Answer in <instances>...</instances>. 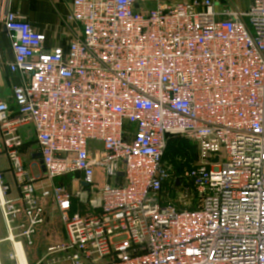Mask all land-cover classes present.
<instances>
[{
  "label": "built area",
  "instance_id": "obj_1",
  "mask_svg": "<svg viewBox=\"0 0 264 264\" xmlns=\"http://www.w3.org/2000/svg\"><path fill=\"white\" fill-rule=\"evenodd\" d=\"M4 1L23 81L0 99L19 193L3 188L9 240L31 246L48 201L68 240L49 249L60 263L264 264V0H73L71 40L52 51ZM26 128L44 172L25 167ZM178 139L194 160L169 161Z\"/></svg>",
  "mask_w": 264,
  "mask_h": 264
},
{
  "label": "crops",
  "instance_id": "obj_2",
  "mask_svg": "<svg viewBox=\"0 0 264 264\" xmlns=\"http://www.w3.org/2000/svg\"><path fill=\"white\" fill-rule=\"evenodd\" d=\"M73 0H5L2 4L3 8L14 13H19L27 19L28 23L37 31L46 35L45 49L52 51L53 48L65 46L71 40L74 32V26H70L67 23V16L69 15L70 6ZM184 2H190L192 0H181ZM201 1V0H200ZM218 3L217 8L223 9L226 7H233L240 5L239 0H216ZM155 4L148 0H139L137 9L144 11L146 9L154 8ZM13 41L10 38L6 28L0 24V99L12 103L13 89L22 84V78L16 73H12L8 64L14 62ZM24 136L27 138V143L30 144L34 141L33 131L30 128H26L23 131ZM27 149V148H25ZM28 152V151H26ZM35 155L30 156L32 166L30 170L34 174L42 172V165H33V162H39ZM169 159V158H168ZM30 163V162H29ZM8 161L6 157L0 154V175L3 176L5 181L9 184V178L7 175L13 176L11 171L8 170ZM100 176V174H98ZM97 175V177H98ZM101 177V176H100ZM13 178V177H12ZM70 185V184H68ZM11 188V187H10ZM71 188L76 190L78 185H72ZM0 190L2 196L0 200L5 199L3 195L2 185L0 184ZM11 193L8 198L14 199L18 194V190L15 186L11 188ZM1 202V201H0ZM1 211V205H0ZM0 212V222L3 224V231L5 233L0 235V263L1 264H14L10 260L9 256L13 253L14 244L9 240L10 231L7 228L3 214ZM50 226L43 227L44 231L36 233L34 239L37 241L35 244L36 252H44L39 258L33 257L30 253V249L26 243H22L24 252L28 260V264H64L60 263L58 255H53L49 252V249L56 247L60 244L62 239L56 237L55 231H50ZM65 232V230H64ZM19 231H14L12 234L17 236ZM66 238V233L63 234ZM57 238V239H56ZM40 240V242H39ZM61 245V244H60ZM42 246L44 250L40 251L38 247ZM34 249V247H33ZM46 253V254H45Z\"/></svg>",
  "mask_w": 264,
  "mask_h": 264
},
{
  "label": "rangeland",
  "instance_id": "obj_3",
  "mask_svg": "<svg viewBox=\"0 0 264 264\" xmlns=\"http://www.w3.org/2000/svg\"><path fill=\"white\" fill-rule=\"evenodd\" d=\"M252 1L253 0H239V3H240V5H238V6H234V4H233V8H235V9H239V10H245L246 8H248V6H250V4L252 3ZM231 2H233V0H231ZM221 10V9H220ZM185 142H187L186 144H187V146H189L190 144H191V142H188V141H185ZM34 142H32V143H30V144H28L27 143V150H28V152L27 153H25V155H24V159H23V161H24V164H25V167H27V169L28 170H30V166H32V161H30V154H31V152L30 151H32L33 150V147H34V144H33ZM169 150V149H168ZM171 155H172V153H171V151L169 150V158L171 157ZM174 157L173 158H171V159H169V160H171V161H173V162H175V161H179V159H181V158H184L185 156L184 155H181V154H174L173 155ZM195 155H193L192 157H194ZM30 162V163H29ZM8 166H9V164H8ZM8 170L10 171V167L8 168ZM2 176V175H1ZM3 177V176H2ZM13 176H10L9 174L7 175V178H9V184L5 181V179L4 178H2V181L0 182V184L2 185V189L6 186V187H11L12 189H14L15 188V186H17V183H16V181H15V179L14 178H12ZM97 181L98 182H101L102 183V178L98 175V177H97ZM62 182H64L66 185H68V184H70L71 182L69 181V180H63ZM72 185H74V186H76V183H74V184H72ZM11 188H10V193H11ZM9 193V194H10ZM9 194L6 196V198L7 199H11V198H8L9 197ZM19 197V193L16 195V197L14 198V199H17ZM89 196H87V195H85V196H83V198H82V203H81V205H80V209L82 208V211H81V213H86L87 211H88V209H87V204H88V200H89ZM41 204H42V206H43V208H44V215H43V218H44V224H42L41 226H39L36 230H37V232H41V231H44V229H43V227H45L46 225H49L50 226V231L51 230H54L55 231V234H56V237H58V238H60V239H62V241L60 242V244H66L67 243V241L68 240H66V238H64V227H63V223H61V221H60V218H59V216H58V214L56 213V211H55V209H54V207H53V205L50 203V202H48V201H42L41 202ZM0 212H2V210L0 211ZM1 214H3V213H1ZM4 217V216H3ZM5 223H6V221H5ZM3 227V224L0 222V235H3L4 233H5V231H3V233H2V228ZM37 239V241L34 239L33 240V244L30 246V245H28V247H29V249H30V253L32 254V256L33 257H36V258H39L40 256H42V254H44V252H36V249H35V244H37V242H38V238H36ZM57 239V238H56ZM17 242H20L19 240H16ZM39 242H40V240H39ZM59 244V245H60ZM33 247H34V249H33ZM38 249L40 250V251H42V250H44V248L42 247V246H40V247H38ZM47 253H49L48 251H47ZM46 254V253H45ZM27 258V257H26ZM27 262H28V260H27Z\"/></svg>",
  "mask_w": 264,
  "mask_h": 264
},
{
  "label": "trees",
  "instance_id": "obj_4",
  "mask_svg": "<svg viewBox=\"0 0 264 264\" xmlns=\"http://www.w3.org/2000/svg\"><path fill=\"white\" fill-rule=\"evenodd\" d=\"M186 143L187 142H185L184 140H179V139L174 141V142H171L170 146H169L170 148H168V149L171 151L172 155L169 158V150H168L167 151V158L171 159L174 157L173 156L174 154H177V155L181 154V155L187 156L189 161L194 160L195 156L194 157H192V156L195 155L194 154L195 148L192 144L187 146ZM169 161H171V160H169Z\"/></svg>",
  "mask_w": 264,
  "mask_h": 264
},
{
  "label": "bare ground",
  "instance_id": "obj_5",
  "mask_svg": "<svg viewBox=\"0 0 264 264\" xmlns=\"http://www.w3.org/2000/svg\"><path fill=\"white\" fill-rule=\"evenodd\" d=\"M3 195H4V193H3ZM0 196H2L1 190H0ZM0 201L3 202V201H5V199H2ZM13 243H14V247H15V250L17 252V255H18L17 257L19 260V264H28L27 258H26L27 254H25L23 246L21 244H19V242H17L16 240H14ZM9 258H10V256H9ZM10 260L13 261L11 258H10Z\"/></svg>",
  "mask_w": 264,
  "mask_h": 264
},
{
  "label": "water",
  "instance_id": "obj_6",
  "mask_svg": "<svg viewBox=\"0 0 264 264\" xmlns=\"http://www.w3.org/2000/svg\"><path fill=\"white\" fill-rule=\"evenodd\" d=\"M34 158H37V159H39L40 158V155L39 154H37V155H35V157ZM40 164L42 165V161H40ZM42 171L44 172V168L42 167Z\"/></svg>",
  "mask_w": 264,
  "mask_h": 264
}]
</instances>
